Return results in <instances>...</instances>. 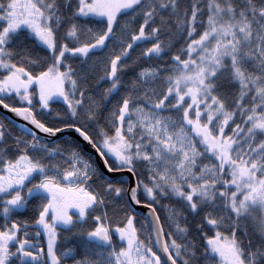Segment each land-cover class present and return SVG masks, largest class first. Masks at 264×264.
<instances>
[{
	"label": "snow or ice",
	"instance_id": "obj_1",
	"mask_svg": "<svg viewBox=\"0 0 264 264\" xmlns=\"http://www.w3.org/2000/svg\"><path fill=\"white\" fill-rule=\"evenodd\" d=\"M0 110V264H264V0H0Z\"/></svg>",
	"mask_w": 264,
	"mask_h": 264
},
{
	"label": "trees",
	"instance_id": "obj_2",
	"mask_svg": "<svg viewBox=\"0 0 264 264\" xmlns=\"http://www.w3.org/2000/svg\"><path fill=\"white\" fill-rule=\"evenodd\" d=\"M25 218H27V217H25ZM114 218H116V219H119V218H121V216H120V214L117 212L116 214H115V217ZM89 223H91V221H89ZM64 241L63 240H61V245L63 246L64 245ZM71 243H75V241H72Z\"/></svg>",
	"mask_w": 264,
	"mask_h": 264
},
{
	"label": "water",
	"instance_id": "obj_3",
	"mask_svg": "<svg viewBox=\"0 0 264 264\" xmlns=\"http://www.w3.org/2000/svg\"><path fill=\"white\" fill-rule=\"evenodd\" d=\"M0 115H3V110H0ZM9 116H11V114H8ZM15 119V118H14ZM125 177H126V174H125ZM137 214L140 215L141 214V211L138 210L137 211Z\"/></svg>",
	"mask_w": 264,
	"mask_h": 264
}]
</instances>
